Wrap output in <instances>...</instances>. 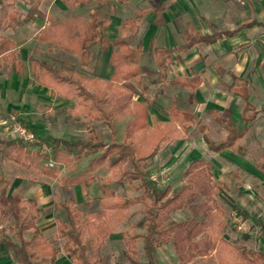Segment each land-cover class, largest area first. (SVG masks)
<instances>
[{
  "label": "rangeland",
  "instance_id": "rangeland-1",
  "mask_svg": "<svg viewBox=\"0 0 264 264\" xmlns=\"http://www.w3.org/2000/svg\"><path fill=\"white\" fill-rule=\"evenodd\" d=\"M83 2V7H80L70 4L67 0H44L42 9L47 20L24 25L22 21L27 12L25 0H3L2 5L12 3L18 15L7 13L2 15L4 24L0 29V36L14 39L13 48H17L19 39H34L32 45L35 46V50L29 53V60L25 59L30 73L33 69V60H38L53 66L67 77L83 80L103 99V107L110 115L114 128L102 120L97 121L91 117L78 115L76 112L79 107L75 97L71 100L52 97L48 90L34 84L33 79L31 80L33 84H29L27 91L22 77H19L18 83L13 81L16 67L13 68L9 61L0 59V139L20 141L13 136L9 125L10 117L16 116L40 140L41 137L47 136L86 139L91 131H96L107 146L112 143H127L131 141L128 138L130 135L143 147H147L153 126H162L171 120L173 118L171 108L176 106L180 113L194 114L197 123L191 126V132L182 140L161 145V153L148 164V174L157 172L161 167L166 168L169 175L168 185L177 190L191 178H184V172L191 161L201 158L206 162L203 171L211 174L213 193L209 195L199 192L188 198L182 209L163 213L166 219L162 224L163 227L176 225L177 229L169 234L167 241L162 240L160 248L153 245L150 255L146 252L145 245L149 234L151 215L148 209L151 202L143 196L144 189H136L137 183L119 184L112 170L105 165L93 173L96 177L94 185L82 187L83 194L79 188L64 184L63 179L86 171L97 154L86 155L67 166L60 165L57 167L59 172L54 178L48 173L51 169L46 166L39 150L20 141L28 146V152L38 155L41 159L35 165L25 167L3 160L0 155V180L6 181L0 188V195L5 191L7 196L24 200L28 192L29 196L40 198L48 196L49 193L54 200V217L63 220L65 214L61 209L56 208V205L68 199L80 198L82 203L77 205L80 220L90 212L96 217L98 226L110 231V237L113 235L112 241L107 243L104 241V244L118 245L116 248L119 264H134L125 256L127 247L121 237L123 233L138 236L137 255H130L135 264H221L217 257L219 238L251 250H262L264 248V177L259 169L264 170V138L256 139L255 134L249 131H253L255 125L252 128L251 124L248 133L239 142L243 151L247 153L246 156L230 152H225L224 155L212 154L206 151L205 145L191 154L193 148L200 142L203 143L204 135L215 142L223 141L227 135L224 124L197 109L198 100L192 97L191 90L173 85L169 80L162 82L157 76L143 74L137 79L130 80L137 93L126 87L122 80L112 81L114 72L110 62L112 47L105 46L99 36L100 21L110 19L113 24L109 36L110 42L125 40L133 48L142 43L144 50L140 55V67L154 68V46L168 45L161 39L162 31L154 38L153 26L159 21H156L153 13L146 14L148 11H153L155 0L142 2L83 0ZM43 27L48 32L45 38H42ZM18 59H21L20 56ZM169 76L171 80L173 70H170ZM15 83L19 84L18 91L13 89ZM143 105L147 109L146 119L143 118L141 111ZM104 151L105 149H101L99 152ZM174 153L176 158L172 156ZM173 161L175 163L169 166ZM127 167L129 166L125 165V168ZM194 177L199 175H193L192 178ZM104 187L114 193L112 198L104 200L102 193ZM217 188L220 189L219 194L215 193ZM101 196L104 203L122 206L113 208L104 207V204L103 207L97 206L94 200L85 205L86 197ZM26 207L29 211V204H26ZM11 208L12 206L7 208L10 213L7 223L1 222L0 216L1 225L6 227L14 225ZM233 212H237L251 222L252 228L249 233L237 230L232 218ZM32 213L35 215V212ZM7 234L18 242L15 232L8 230ZM25 238H29V233Z\"/></svg>",
  "mask_w": 264,
  "mask_h": 264
},
{
  "label": "trees",
  "instance_id": "trees-1",
  "mask_svg": "<svg viewBox=\"0 0 264 264\" xmlns=\"http://www.w3.org/2000/svg\"><path fill=\"white\" fill-rule=\"evenodd\" d=\"M0 0V29L4 24V13L18 15L12 3L2 5ZM44 0H25L27 12L24 20V25L32 24L36 21H45L46 14L42 11V3ZM70 4H79L83 7V0H67ZM121 1V0H120ZM11 22V20H10ZM111 25V20L106 19L100 21V40L107 46L112 47L110 62L114 67L111 80H122L126 87L137 93L135 86L130 83V80L137 79L141 75L157 76L162 82L168 81L173 85H179L183 88L196 90L198 82L187 81L181 79H169L168 70L173 63V58L177 52H184L198 42H211L209 37H199L190 39L187 44L176 48H155V66L154 68L140 67V55L143 52L142 43H139L136 48L125 40H119L111 43L107 36V30ZM48 35L46 30L43 31L42 38ZM51 40V39H50ZM57 40V38H53ZM14 42L0 36V59H10L15 61V51L13 50ZM119 48V49H118ZM17 66L21 67L20 64ZM33 78L44 87L51 89L54 96H63L67 100L76 98L79 109L78 115L91 117L93 120H102L111 128H114L111 122L110 115L103 107V99L100 95L91 90L86 83L81 79L67 77L61 72H58L53 66L47 65L38 60H33ZM157 83V81H154ZM239 95L244 101L243 117L247 121L254 118L255 108L249 102V92L245 86H241L238 90ZM173 118L162 126H154L147 147H143L137 139H133L127 143H112L106 145L96 131H91L88 138H58V137H41L53 149V159L63 165H70L74 160H80L86 155H96L89 163L86 171L75 176H70L63 179L65 185L91 187L96 182V177L93 174L99 168L108 166L113 176L119 184L129 183L134 185L137 183L136 189L143 190V196L151 202L149 206L148 226L149 234L146 237L145 250L150 255L152 246L161 247L162 240L167 241L169 234L177 229L176 225L163 227L166 221L163 213H172L173 211L182 209L184 202L199 192L212 194L211 174L203 171L205 161L202 159L192 160L189 167L184 172V178H190L185 185L174 190L172 186H166L159 190L150 180L148 174L149 162L160 152L162 144H171L185 137L191 132V126L196 124L195 116L192 113H180L176 106H172ZM143 118H147V109L143 105L141 107ZM216 120L225 126L227 132L226 138L221 142L211 140L207 135L203 138L208 145L209 150L215 153H221L225 150L233 152L239 151L245 154L243 148L239 145V141L247 133L246 129H240L232 120L219 115L218 112H212ZM105 149L103 153L99 151ZM0 155L3 160L11 161L17 165L31 167L35 165L41 158L38 155L28 152V146L23 145L20 141L9 139H0ZM126 166H129L125 168ZM202 171H199L201 170ZM59 170L51 169L48 172L54 178ZM264 176V170H262ZM193 175L199 177L192 178ZM5 185V181H0V188ZM103 198L110 199L114 193L107 187L102 189ZM216 194L220 193L217 188ZM29 204V211L26 207ZM78 203L74 199H68L59 202L56 208L61 209L65 214V220L57 218V234L55 242L65 240L62 247H56L54 242L47 240L39 228L37 223L41 216V211L34 199L21 200L14 196H7L5 191L0 195V216L1 222L7 223L10 213L7 210L12 206L11 214L14 219V225L6 227L0 224V244H3L7 250H12L19 264H54L56 256L63 251L70 255L77 264H99L97 258L88 256V246L98 248L104 244L105 239L109 236V231L103 227L92 223L91 218L80 220L77 210ZM106 205V206H105ZM20 206L22 208L20 209ZM121 207L122 205H113L104 203V207L113 208ZM35 212V215L32 213ZM143 225V224H141ZM8 230L15 232L17 241H14L8 236ZM31 232L29 238H25L27 233ZM156 237V239H155ZM122 239L127 246L126 256L132 263L135 264L130 255H137V239L138 236H130L128 233L122 234ZM217 257L221 264H264V248L261 250H251L245 246H237L229 240L219 238Z\"/></svg>",
  "mask_w": 264,
  "mask_h": 264
},
{
  "label": "crops",
  "instance_id": "crops-1",
  "mask_svg": "<svg viewBox=\"0 0 264 264\" xmlns=\"http://www.w3.org/2000/svg\"><path fill=\"white\" fill-rule=\"evenodd\" d=\"M142 1L144 0H139V2ZM42 11L44 12L43 9ZM149 12L150 11L146 14L153 13L156 21H159L154 23L153 26L154 38L155 35L162 31L163 38L161 37V39L163 42L168 43V45L154 46V49L176 48L187 44L191 38L209 37V39H211L209 43L198 42L184 52H177L168 70V75H170V70H173L172 79L198 82L196 90L193 91L189 89L192 92V97L198 100L197 109L205 112L207 116L213 117L214 119H216V117L212 115V112H218L219 115L236 123L238 128L246 129L247 133L251 124L252 128H254L255 125V129L249 131L255 134L254 137L256 139H263L264 0H155L154 9L150 13ZM44 24L46 25V23ZM112 26L113 24L111 23L107 30L108 39L111 34ZM12 41L15 40L13 39ZM33 42L34 39H19V42L16 44L17 48H13L16 60L11 61L10 59H2L3 61H9L10 66L13 68L16 67V75H14L15 78L13 81L18 83L19 77H22L25 82L24 88L28 91L29 84H33V82L31 83L33 79L35 81L34 84L38 85L39 88L48 90L52 97L64 98L63 96L52 95L51 89L36 82L32 76L33 69L32 73H30L29 65L25 59L28 58L29 60V53L35 50V46L32 45L34 44ZM18 56H20L21 59H18ZM31 58L32 57H30V59ZM12 62L15 63L13 64ZM17 64H20L21 67L17 66ZM30 76H32V78H30ZM16 83L13 89L18 91L19 84ZM241 86L247 88L249 92V102L255 108L256 114H254V118L249 121L243 117V115H245V105L243 98L238 93ZM39 90L40 89H38V91ZM9 106L12 107V105ZM244 137L241 140H243ZM202 141L203 143L200 142L197 147H195L197 149L193 148V150L190 151L191 154L195 153L194 150H200V148L205 145L206 151L216 155H224L225 152H230L235 155L240 154L241 156L247 155L246 152L245 154H241L239 151L233 152L231 150L215 153L209 150L204 138ZM181 148L183 149L184 146ZM160 153L161 148L157 155ZM175 154L176 153L172 155L174 158H176ZM174 163V161L171 162L169 166H172ZM259 171L262 173V170L259 169ZM2 180L3 179L0 181ZM82 187L83 186H78L75 188H79L81 194H83ZM47 195L48 196H43V198L38 196L31 197L28 192V196L24 200L34 199L36 201L41 211L37 227L47 240L54 242L56 247H62L65 242L64 239L59 240L57 243L55 242L57 218L53 215L54 200L49 196V193H47ZM37 198H40V200ZM93 200L97 206L103 207L104 200L102 196L95 198L86 197L85 205L91 203ZM75 201L78 204L82 203L80 198H77ZM85 218H91L92 223H96V217L90 212L86 213L83 219ZM104 219L107 218L104 217ZM95 225H97V223ZM30 235L31 232H29V236ZM112 237L113 235L110 237L109 231V236L105 242H111ZM106 243L98 248L88 246V256L90 258H97L99 264H119V254L116 248L118 245L109 243L106 246ZM123 252L124 251H122V253ZM0 264H19L15 253L12 250H7L3 244H0ZM54 264L77 263L70 255L66 254L63 249H61L56 256Z\"/></svg>",
  "mask_w": 264,
  "mask_h": 264
},
{
  "label": "built area",
  "instance_id": "built-area-1",
  "mask_svg": "<svg viewBox=\"0 0 264 264\" xmlns=\"http://www.w3.org/2000/svg\"><path fill=\"white\" fill-rule=\"evenodd\" d=\"M9 125L11 126L10 129L15 138L27 145L30 144L39 150V154L43 157L48 168L54 169L63 165L53 159L52 147L44 140H40L36 134L31 131L27 125L21 123L16 116L10 117ZM149 178L157 189H163L169 184L167 169L163 167H161L157 172H151ZM232 218L239 232L249 233V231H251V222L248 219H244L241 215H238L237 212H233Z\"/></svg>",
  "mask_w": 264,
  "mask_h": 264
}]
</instances>
